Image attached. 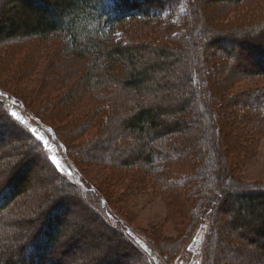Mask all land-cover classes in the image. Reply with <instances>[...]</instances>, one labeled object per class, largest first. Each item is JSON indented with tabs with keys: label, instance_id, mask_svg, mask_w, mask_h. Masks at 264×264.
<instances>
[{
	"label": "rangeland",
	"instance_id": "374dc122",
	"mask_svg": "<svg viewBox=\"0 0 264 264\" xmlns=\"http://www.w3.org/2000/svg\"><path fill=\"white\" fill-rule=\"evenodd\" d=\"M194 3L201 30L195 41L185 39L187 28L194 23L177 14L158 22L136 21L122 36L123 41L150 45L137 69L152 61L163 63L151 74L154 82L165 81L161 89L147 92L152 103L172 110L174 102L185 100L181 112L160 118L170 127L175 119L180 121L172 133L154 139L153 146L160 152L164 146L174 149L172 157L160 164L157 181L147 178L150 174L142 164L141 168L134 165L152 138L150 133L137 135L124 127L136 106L135 97L120 81L90 85L94 58L72 53L61 36L28 38L21 31L11 37L0 36V94L50 131L73 173L69 175L53 162V152L29 123L16 117L9 107L5 108L8 121L5 110L0 109V120L6 126L0 143V184L11 182L34 159L24 174L27 191L0 213V253L5 249L18 255L16 245L32 230L27 219L60 194L71 201L62 227L70 231L60 236L56 246L63 264H91L93 252L112 251L123 253L125 264H152L126 242L118 225L127 234L133 229L147 238L167 264H206L208 260L239 264L235 252L238 257L245 251H258L257 243L239 247L243 243L239 241L240 223H234L232 211L236 195L264 187V103L254 111V106L245 104L246 96L242 97L258 91L264 102V77L241 72L256 66L250 49L241 48L235 53L236 60L228 61L221 49L208 45L204 38L249 36L264 48V0ZM12 5L0 0L3 16ZM161 46L172 51L169 57L156 53L155 48ZM194 64L202 67V88L192 86L185 77V71L192 70ZM113 71L122 75L126 70L115 65ZM206 106L212 110L211 116ZM12 121L27 130L32 142L13 128L16 125ZM214 128L219 130L216 142ZM121 160L131 164L121 167L117 165ZM81 179L108 199L110 207L104 208L103 218L111 226L108 233L94 212L92 195H80L68 185L71 180L82 183ZM161 179L166 180L165 186ZM216 185L222 187L224 196L212 206ZM210 207V214L201 217ZM72 237L83 241L82 248L62 253ZM155 256L156 261L149 256L153 264H164Z\"/></svg>",
	"mask_w": 264,
	"mask_h": 264
},
{
	"label": "trees",
	"instance_id": "16d2710c",
	"mask_svg": "<svg viewBox=\"0 0 264 264\" xmlns=\"http://www.w3.org/2000/svg\"><path fill=\"white\" fill-rule=\"evenodd\" d=\"M7 1H10V3L14 5L8 8L10 9L8 13L11 12V15L5 12V16H3L0 10V36L11 37L18 31L23 32V36L28 38L37 37L46 39L53 36H61L67 40L72 53L82 58L87 56H92V58H94V63L92 64L93 70L89 75L90 85H93L96 81H108L113 84L120 81L119 83L121 86H124L125 89L133 94L135 97L134 106H136V109L127 117L123 125L137 135L144 136L146 132L147 134L150 133V137L152 138L150 141L152 143L150 144V142L147 141L146 147L144 146L141 155L133 162L135 166L137 165L140 168L142 164L145 169H148V171H146L150 174L147 175V178L151 177L154 181H157V175L161 173V171H157L158 168L161 167L160 164H163L172 157L174 149L169 146H164V150L160 152L153 146L154 139L159 136L158 138L161 140L167 133H172V131L177 128L178 122L180 121L179 119H175L176 122H174V126L170 127L167 123L161 122L160 118L167 114L174 115L177 114L176 112H181L184 108L185 100L179 101V104L174 102L171 107L173 108L172 110H167L161 105L152 103L148 96L149 91L154 92V89H161L165 81L163 83L154 82L151 78V74L153 71L157 70L158 67L162 66L163 63L152 61L142 66L140 69H137L140 63L139 59L144 56L150 45L147 44L148 42L139 44L132 40L123 41L122 36L123 33H126L128 29L134 26L133 23L136 21L158 22L164 17L177 14L183 20L190 18L191 24L192 22L194 23L190 25V28H187L185 34H188L185 39L190 42L189 38H192V41H195V35L201 34L200 25H197L196 10H194L195 0ZM215 1L219 2L226 0ZM6 3L7 2H5V4ZM180 8H183L184 12L178 13L177 11ZM185 23L186 22H183L184 25ZM136 33L137 32H135V34ZM140 35L142 34L139 33L138 36ZM204 39L208 45L216 49H221L220 52L228 61L233 59L236 60L234 57L235 53L239 54L241 48L250 49L254 54L256 66L250 69H242L241 72L246 76L264 77V48L261 42L254 44L249 36L230 37L225 35H212ZM155 49L156 53L161 55V58L169 57L172 53L170 49L163 48L162 46ZM232 49H234L233 52ZM115 65H122L126 71L122 75H118L117 72L113 71ZM202 72V67L197 64L192 70L188 69V71H185L184 74L187 81L192 86L196 88L201 86L202 88ZM152 84H154L153 89ZM244 96H246L245 104L250 107L254 106V111L262 107V103H264L263 100H261L262 94L259 95L258 91L249 92L242 97ZM5 108L8 109L6 105L0 102V109H4L6 112ZM206 111L208 114L210 113L211 116L212 110L209 106H206ZM6 114L7 112L5 115ZM6 117V120L11 121L8 114ZM210 120L211 119H209V122ZM1 121L2 120H0V143L5 134L4 130H6L5 124ZM12 123L16 125V127L13 126L14 129L24 133L25 138H28V140L32 142L33 139L26 129L14 121H12ZM212 132L215 135L216 142L219 130L214 128ZM215 149L219 151L218 147ZM1 157L2 154H0V159ZM33 162L34 159L29 160V162L21 168L20 172L13 176L11 182H1L0 213L13 205L18 197L27 191L26 183L28 179L24 174H26L25 172ZM129 164L127 165L124 160L117 163V165H121V167L129 166ZM163 181L166 180H160L162 185L164 184ZM68 185L74 190H77L80 195H92L95 200L94 212L97 218L100 219L101 225H104V231L108 233L111 226L106 222L107 220H104V208L109 209L110 207L108 199L98 190H91L89 188L90 186L83 180L82 183L71 180ZM213 193L215 196L212 206L216 204L215 201L217 199L224 196L222 187L219 185L213 188ZM229 195L230 194H227V198ZM234 201L236 204L234 211H232L233 221L234 223H240H238L240 232L238 233L239 241H243V243H240L241 245H239V247H244L249 243H257L258 245V251L255 253L245 251L236 257L237 254L235 252V259L240 260L239 264H257L258 262H263L264 187H261V189H250L246 191V193L236 195ZM70 207V199L62 194H60L58 198L48 199V202L34 213V217L27 219L29 220L27 222L30 225L29 228L32 227V230H30V232H25L23 239L16 245V250L19 254L15 255L13 252H5L4 249L3 252L0 253V264H63V257L60 258L59 255H56V252H58L56 246L62 238L61 235L64 237L68 234V230L70 231L68 228L65 230L62 228L67 222L66 215L70 212ZM220 210L223 209L220 208ZM211 211L212 207L203 210L201 212V217H206ZM117 227L128 240L126 242L136 248L140 253L144 254L152 264L153 262L142 247L141 242L149 246L159 259L163 261L164 264H167L147 238L133 229L131 232L132 235H130L125 233L119 225ZM118 229L117 231H119ZM249 232H253V235H250ZM235 240L234 242L237 241ZM68 241L70 242L67 248L61 251L62 253L64 252L65 254L73 248H82L83 241L80 238L72 237L69 238ZM122 254L113 251L108 254H104V252L101 254L93 252L92 256H90V261L93 260L91 264H125V260H122L125 256ZM50 258L55 259L53 263L48 262ZM205 263L214 264V261L208 260Z\"/></svg>",
	"mask_w": 264,
	"mask_h": 264
},
{
	"label": "bare ground",
	"instance_id": "6f19581e",
	"mask_svg": "<svg viewBox=\"0 0 264 264\" xmlns=\"http://www.w3.org/2000/svg\"><path fill=\"white\" fill-rule=\"evenodd\" d=\"M3 97L0 94V98ZM7 100L8 106L11 108L12 113L21 119L24 122H27L30 124L31 129L36 131L37 136L43 141V143L50 148V150L53 152V160H55V163L57 165H62L63 163H66L64 160V156L61 153L62 149L59 147L56 142L54 136L50 133L49 130H47L45 127H43L41 124L38 122H34L29 116L24 114L19 108H17L11 100ZM149 253L152 255V257L155 258V253L153 251H149ZM156 259V258H155Z\"/></svg>",
	"mask_w": 264,
	"mask_h": 264
},
{
	"label": "water",
	"instance_id": "95a60500",
	"mask_svg": "<svg viewBox=\"0 0 264 264\" xmlns=\"http://www.w3.org/2000/svg\"><path fill=\"white\" fill-rule=\"evenodd\" d=\"M2 96H3V97L0 98V102H2V103H4V104L8 105L7 100H6V99H8V98H7L6 96H4V95H2ZM62 167H63V169L66 171V173H68L69 175L73 176V173H72L70 167H69L66 163H63V164H62ZM145 250H146V249H145ZM146 252L149 254V256H150L153 260H155L154 257H152V255L149 253L148 250H146ZM155 261H156V260H155ZM155 263H156V262H155Z\"/></svg>",
	"mask_w": 264,
	"mask_h": 264
},
{
	"label": "snow or ice",
	"instance_id": "6c2138e0",
	"mask_svg": "<svg viewBox=\"0 0 264 264\" xmlns=\"http://www.w3.org/2000/svg\"><path fill=\"white\" fill-rule=\"evenodd\" d=\"M53 162L55 163V160Z\"/></svg>",
	"mask_w": 264,
	"mask_h": 264
}]
</instances>
